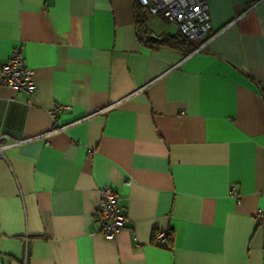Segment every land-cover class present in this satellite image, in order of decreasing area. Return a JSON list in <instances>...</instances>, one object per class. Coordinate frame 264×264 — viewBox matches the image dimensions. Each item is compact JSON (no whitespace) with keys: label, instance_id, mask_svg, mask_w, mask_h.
Here are the masks:
<instances>
[{"label":"crops","instance_id":"obj_1","mask_svg":"<svg viewBox=\"0 0 264 264\" xmlns=\"http://www.w3.org/2000/svg\"><path fill=\"white\" fill-rule=\"evenodd\" d=\"M206 3L187 53L134 0H0V63L20 47L35 85H0V264H264V0Z\"/></svg>","mask_w":264,"mask_h":264},{"label":"built area","instance_id":"obj_2","mask_svg":"<svg viewBox=\"0 0 264 264\" xmlns=\"http://www.w3.org/2000/svg\"><path fill=\"white\" fill-rule=\"evenodd\" d=\"M135 5L146 9L150 15H159L173 24L178 33L184 37L192 46V53L204 48L206 41L210 38L211 22L206 0H134ZM140 39H144L139 32ZM198 41H201L198 43ZM21 54L20 47H14L8 59L0 63V85H5L15 91L32 94L35 85ZM68 105H54L50 110L52 118L62 109H69ZM64 126L56 127L62 129ZM12 143L7 142L0 145V157L3 156L4 148ZM230 194L238 197L235 187L230 189ZM93 218L98 227V233L105 240L113 241L117 233L126 225L127 216L118 204L117 195L108 186L100 190V197L93 212ZM263 211L256 214L258 222H262ZM168 230L156 231L154 242L164 245Z\"/></svg>","mask_w":264,"mask_h":264},{"label":"trees","instance_id":"obj_3","mask_svg":"<svg viewBox=\"0 0 264 264\" xmlns=\"http://www.w3.org/2000/svg\"><path fill=\"white\" fill-rule=\"evenodd\" d=\"M134 13H135L136 26H140L146 20V15H144V13H143V8H140L134 4ZM180 37H181L180 40H177L175 37L167 36V37H164L163 39H160L159 41H156L155 44H157V45H168V46H173L176 44L177 45L182 44V45H185L187 47V49H186L187 53L191 52L193 49V46L184 37H182L181 35H180ZM153 242H154V235H153ZM170 242H171V233L168 230L166 243L164 245H160V246H168L170 244Z\"/></svg>","mask_w":264,"mask_h":264}]
</instances>
